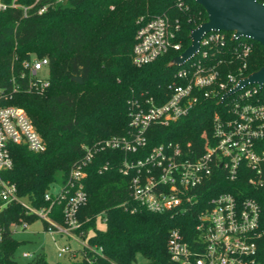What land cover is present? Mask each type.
Returning a JSON list of instances; mask_svg holds the SVG:
<instances>
[{
    "label": "trees",
    "instance_id": "16d2710c",
    "mask_svg": "<svg viewBox=\"0 0 264 264\" xmlns=\"http://www.w3.org/2000/svg\"><path fill=\"white\" fill-rule=\"evenodd\" d=\"M0 86H8L23 60L49 59L50 87L44 95L19 94L12 104L23 107L46 143V150L33 153L13 146V168L7 177L17 186L19 197L30 206H48L44 195L61 176V186L73 165L85 156L83 146L129 132L130 102L154 98L164 102L171 84L178 82L180 67L169 63L191 44L192 29L208 20L205 10L193 0H0ZM14 3L22 7L14 6ZM115 9L111 11L110 7ZM26 10H25V8ZM46 7L43 13L39 11ZM164 16L174 32L179 51L170 50L153 63L136 67L132 49L140 18ZM225 43L207 49L200 61L215 68L220 80L229 74L246 77L264 66V48L256 42L226 32ZM249 47L243 57L244 47ZM192 60L185 67L191 65ZM82 78L83 84L73 82ZM264 100V87L257 92ZM219 100L202 99L190 114L150 133V145L173 141L188 143L199 153L210 131V116L221 112ZM125 154L98 153L87 168L84 190L87 202L78 212L81 224L76 234L88 238L71 264H132L141 253L147 264H178L167 250L170 231L178 228L190 241L196 224L194 214L130 212L129 177L120 172ZM108 165L106 170L103 166ZM264 174V166H263ZM218 190L245 191L261 208L264 223V186L254 188L243 179L220 182ZM235 190V189H234ZM243 196V197H246ZM126 203V204H125ZM125 204V206H123ZM64 203H56L52 219L64 224ZM101 219L105 229H97ZM38 220L26 215L18 203L0 202V264H19L16 252L21 242L13 236L12 224ZM47 229L48 223L44 222ZM91 233V234H90ZM258 259L264 264V234L258 242ZM28 264H50L44 253Z\"/></svg>",
    "mask_w": 264,
    "mask_h": 264
},
{
    "label": "built area",
    "instance_id": "2783aa9c",
    "mask_svg": "<svg viewBox=\"0 0 264 264\" xmlns=\"http://www.w3.org/2000/svg\"><path fill=\"white\" fill-rule=\"evenodd\" d=\"M257 1L264 4V0ZM0 8H5L1 1ZM45 10L46 7L39 13ZM138 23L132 49L134 66L143 67L170 50H180V44L173 41L174 32L166 17L140 18ZM226 38V32L221 31L205 34L196 55L186 64L200 55L206 56L207 49L222 46ZM243 47V57H246L249 47ZM186 64L180 66L177 72L179 81L170 85V94L164 102L157 103L154 98L131 100L128 134L112 137L92 147L83 146L85 156L73 165L60 192L54 195L47 191L44 199L49 205L35 208L19 197L17 186L7 175L13 168V146L41 153L46 150V143L26 110L12 101L24 93L44 95L51 85L50 70L47 57L23 60L20 70L12 74L10 85L0 86L2 206L18 203L24 207L26 215L48 223L46 231L51 235L61 232L78 240L76 231L81 224L77 215L87 202L84 190L86 170L98 153L120 151L125 154L120 172L130 179L129 209L132 214L140 210L154 214L195 213L196 224L190 241L180 229L170 231L167 250L174 262L261 264L258 242L264 234V223L259 204L240 189L218 190L220 182L233 184L240 179L254 188L264 186V100L257 98L259 87H243L222 103L221 112L210 116L209 135L205 136L199 153L190 142L167 141L149 147V136L155 127H167L186 118L203 98L220 102L225 93L245 78L229 74L223 82L218 71L203 64L200 58L188 67ZM107 167L104 165L103 170ZM56 203H64L63 225L52 219ZM19 225L23 229L28 227V223L21 222L12 224V230ZM68 253L74 254L70 246L58 248V257ZM23 256L31 257L29 253Z\"/></svg>",
    "mask_w": 264,
    "mask_h": 264
},
{
    "label": "water",
    "instance_id": "95a60500",
    "mask_svg": "<svg viewBox=\"0 0 264 264\" xmlns=\"http://www.w3.org/2000/svg\"><path fill=\"white\" fill-rule=\"evenodd\" d=\"M206 12L208 20L191 30L190 46L179 56L174 57L170 67H180L196 55L203 36L212 31L233 33V40L248 39L264 48V4L257 0H193ZM73 82L83 84L82 78L75 77ZM248 85L264 87V66L239 80L238 85L225 93L220 100L222 104L228 97Z\"/></svg>",
    "mask_w": 264,
    "mask_h": 264
},
{
    "label": "rangeland",
    "instance_id": "374dc122",
    "mask_svg": "<svg viewBox=\"0 0 264 264\" xmlns=\"http://www.w3.org/2000/svg\"><path fill=\"white\" fill-rule=\"evenodd\" d=\"M15 6L22 7L18 3H14ZM25 8V7H24ZM111 11L115 9L114 6L110 7ZM260 45V44H259ZM31 57H36L37 54L31 53ZM61 188V176H57V181L52 184L49 192L57 195L60 192ZM97 229L104 230L105 223L101 219H98L96 222ZM45 226L43 221L37 220L31 225H28L27 229H23L20 225L14 228L13 236L18 240L20 245L18 246L16 252V260L19 264H28L37 254L44 253L47 261L50 264H71L74 261L80 259V253L77 254H65L62 257H58V248L64 247L65 245L70 246L74 251H78L83 248V245L87 244L88 238L76 237L79 242L74 241L73 239L68 238L66 235L56 234L51 236L44 232ZM91 234V233H90ZM76 251V252H77ZM24 253H29L30 258H25ZM148 260L146 257L139 253L136 256V260L132 264H147Z\"/></svg>",
    "mask_w": 264,
    "mask_h": 264
},
{
    "label": "crops",
    "instance_id": "0c3cea01",
    "mask_svg": "<svg viewBox=\"0 0 264 264\" xmlns=\"http://www.w3.org/2000/svg\"><path fill=\"white\" fill-rule=\"evenodd\" d=\"M36 221H37V220H36ZM36 221H35V222H36ZM33 223H34V222H33ZM33 223H32V224H33ZM43 223H44V222H43ZM28 225H31V224H28ZM44 226H45V225H44ZM44 232H45L46 234L51 235L50 233H48V232L46 231V228H45ZM56 234H61V235H62L63 233H61V232H55V234H54V235H51V236H55ZM63 235H64V234H63ZM74 241L79 242V240H74ZM79 250H80V249H79ZM79 250H78V251L76 250L77 252L74 251V254H77V253L79 252Z\"/></svg>",
    "mask_w": 264,
    "mask_h": 264
}]
</instances>
